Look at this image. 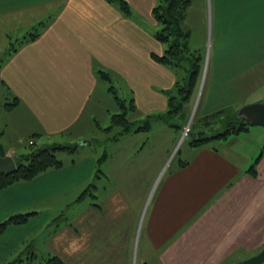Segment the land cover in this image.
Wrapping results in <instances>:
<instances>
[{
	"label": "crops",
	"instance_id": "crops-1",
	"mask_svg": "<svg viewBox=\"0 0 264 264\" xmlns=\"http://www.w3.org/2000/svg\"><path fill=\"white\" fill-rule=\"evenodd\" d=\"M124 1L128 13L118 0H0V56L8 55L0 60V142L7 154L13 157L20 150L17 144L27 137L43 146L84 134L81 125L94 118L103 93L105 100L109 97V89L103 90V84H109L99 78L98 69L113 73L114 84L122 83L130 92L136 116L167 111L164 91L176 84V77L174 70L151 57L165 51L154 37L159 27L152 11L158 0ZM19 29L24 33L13 40V30ZM36 29L39 36L34 40L10 46ZM262 48L263 55L251 69L232 72L219 84L215 111L227 106L241 108L242 102L236 105L239 91L235 94L233 88L248 93L251 85L241 88L240 83L264 62V42ZM8 103L15 105L8 109ZM227 139L191 146L187 158L168 169L149 199L150 184L147 186L141 206L145 204L146 212L139 261L132 254L138 226L132 205L122 204L118 191L109 198L93 192L86 215L78 213L76 226L66 222L71 231L78 228L93 236V259H78V264H236L264 250V154L256 164L257 174L252 175L245 169L246 152ZM78 143L93 147L88 140ZM107 158L105 153L102 161ZM130 158L123 168L124 179L123 175L104 176L111 186L132 182L134 159ZM96 163L91 156L73 160L67 171L63 163L61 169L47 171L35 182L0 191V223L50 197L52 189L46 187L50 175H55L60 186H68V182L86 186ZM94 188L98 186L94 184ZM38 213L0 234V249L6 238L19 237L21 230L24 234L35 229L39 219L42 223L51 216L48 211ZM28 233L32 231L26 236ZM4 258L0 253L1 261Z\"/></svg>",
	"mask_w": 264,
	"mask_h": 264
},
{
	"label": "rangeland",
	"instance_id": "rangeland-1",
	"mask_svg": "<svg viewBox=\"0 0 264 264\" xmlns=\"http://www.w3.org/2000/svg\"><path fill=\"white\" fill-rule=\"evenodd\" d=\"M186 24L191 30L190 47L196 50L199 55V75L196 78L197 81L187 105L186 118L180 113L165 116L166 110L154 112L156 115L164 116V119L151 118V130L149 132L140 131V133L123 135L118 141H114L111 138L120 132L122 127L112 126L111 118L113 114L119 113L121 109L108 91V100H105L107 96L103 93L98 107L95 108L94 118L91 120L88 118L81 125L84 134L66 138L61 142L63 145H76L80 152L57 153V157L63 161L66 171L68 168H72L71 163L73 160L79 162L87 156H91L92 159L96 158L97 167L92 172L90 180L86 186L82 184V186H75L73 182H68V186H60V183L55 180V175L47 177L46 180H49V182L46 187L52 189V195L34 203V208L18 214L32 213L30 218H35L39 215L38 212L48 211L49 216H51L42 223L39 219L37 228L27 230L32 231L31 234L28 233L26 236L27 231L23 234L24 231L21 230L19 237L3 240V248L0 249V253L5 258L2 261L0 259V264H11L16 261H19V264H26V262L42 264L51 256L60 257L65 260L66 264H78V259L83 260V262L92 260L94 256L92 249L93 236L81 233V230L79 231L77 227V232L71 231L66 222L69 220L70 224L77 225L78 221L74 219L79 212L84 213L93 204L92 195L95 191L96 193L99 191L103 197L106 196L107 198L113 193L117 194L118 191L117 195L121 199V203L124 204L127 201L128 207L130 204L132 205L134 215H137L138 224L132 243V254L133 259L139 261L143 253L141 252L143 246L141 226L146 212L145 204L144 208L141 206L146 199L147 186L150 184V193L147 196V199H149L153 188L168 169H173L181 160L187 158L192 146L190 140L194 137L192 134L196 133L200 138L201 135H198V133L201 130H203V137L215 135L223 130V124L218 122L207 128L213 120L206 121L203 116H206L207 112L208 114L214 113L217 109L216 103L219 99L216 100V93H219V84L222 85L224 81H227L232 72L241 71L242 68L251 69L250 66L254 61L263 55L264 0H191ZM23 30H13L14 35L12 34L11 38L15 40L16 37L22 36ZM12 44L14 46L18 45L17 41H12L11 47ZM162 45L163 49H166V46ZM236 54L237 57L234 58ZM7 56L3 54L0 56V60L6 59ZM256 68L253 69L255 72L246 75V82L241 80L243 83H240L243 85H240L241 88L245 85H251L248 93H246L247 91L243 92V89L238 90V87L234 86L233 91L235 94H238L239 91L236 105H240L242 102L241 107H243L264 100V62ZM174 73L176 83H182L186 75L184 70L177 68ZM114 85L119 96L130 100V92L122 83ZM174 86L165 90V94H167V91L172 90ZM108 89L109 86L103 84V90ZM220 95L222 96V94ZM239 109V107H234L237 112ZM152 113H138L139 116L136 118L138 122L135 126L144 125V120L148 115H153ZM202 123H205L203 128H199ZM110 125L112 126L110 131L103 130L110 127ZM176 126L181 127V129L178 130ZM195 126L198 127L195 128ZM185 129H189L187 135ZM75 135L77 134L75 133ZM24 139L17 144L20 150L13 155V158L22 164L25 163L28 152L37 146L30 145V140L33 139L32 136ZM85 140H88L89 144L93 146L92 149H87L78 143ZM227 140V143L233 142L246 152L249 161L246 160L245 169L249 172L251 166L256 163V159L264 151V127L250 126L248 131L229 136ZM211 145L215 146L214 143H211ZM131 149L136 151L135 154L131 155ZM105 153L108 158L106 161H102ZM128 157L134 159L132 162L134 166L132 182H125L122 186H111V182L105 180L108 177L104 176L108 175L111 178V176L119 175L118 177L121 178L120 175H123L122 178L124 179L126 171L123 168H126ZM38 177L29 181L17 182L0 191L19 184L35 182ZM71 178L72 176L69 180ZM94 184L98 186L96 190ZM125 198H128V200H125ZM84 214L86 215V212ZM135 222L136 219L133 218L132 225ZM72 241L76 242L77 251L67 247L71 245ZM12 242L14 244H11ZM21 252V256L17 257ZM248 259L250 258L242 261ZM242 261H238L236 264Z\"/></svg>",
	"mask_w": 264,
	"mask_h": 264
},
{
	"label": "trees",
	"instance_id": "trees-1",
	"mask_svg": "<svg viewBox=\"0 0 264 264\" xmlns=\"http://www.w3.org/2000/svg\"><path fill=\"white\" fill-rule=\"evenodd\" d=\"M118 3L124 11L127 13L129 12V7L124 0H118ZM190 6L191 0H158L157 5L152 11L153 17L159 27L154 33V37L161 44H164L166 49L162 54L153 53L151 57L155 62L165 65L175 72L177 68H181L186 73L182 83L177 82L172 90L167 91L168 108L164 114L165 116L178 115L180 113L186 118L187 105L196 84V78L199 75V55L196 50H193L190 47L191 30L186 24ZM38 30L39 29H36V31L31 32L29 36L23 38L22 41L18 42L17 46L23 44L25 41L34 40L37 38L39 36ZM12 46L14 48L16 47L13 44ZM97 74L99 78L109 84V92L111 93L116 104L121 109L119 113L113 114L111 118L112 126L117 125L122 127L121 131L111 138L112 140L116 141L128 133L150 131V120L153 117L157 119H164V116L162 115H148L144 120V125L135 126L138 120H136L137 107L134 101L126 100L119 96L114 85L115 76L113 73L98 69ZM14 105V103H8L6 104V107L10 109ZM236 113L237 110H234V107L227 106L215 111L214 113L203 116L206 121L213 120L211 125H209L207 128L218 122L223 124V130L215 135L204 137L202 136L203 130H201L199 131L200 133H198V135L202 136H200V138L196 133H190L194 136L190 140V145L200 146L207 144L209 141L214 139H227L229 136L248 131L250 126L240 123ZM203 124L205 123H202L199 128H203ZM112 126L110 125V127L104 128L103 130L110 131ZM176 127L178 130L181 129L179 126ZM196 127L198 126H195V128ZM30 141L32 142L30 145H36L34 144V138ZM77 149L78 147L76 145H63L62 143L35 146V148L28 152L25 163L22 164L21 162H18L14 159L17 164V170L14 173L0 174V190L20 181L32 180L46 171L62 168L63 161L57 157V153H74L77 151ZM263 154L264 151L260 157L256 159V163H254V165L249 169V173L252 175L257 174L256 164ZM31 215L32 213L15 214L11 216L4 223L0 224V233H2L8 226L26 223ZM11 264H19V261L13 262ZM26 264L32 263L26 262ZM42 264L66 263L58 256H51L46 259V261L42 262Z\"/></svg>",
	"mask_w": 264,
	"mask_h": 264
},
{
	"label": "water",
	"instance_id": "water-1",
	"mask_svg": "<svg viewBox=\"0 0 264 264\" xmlns=\"http://www.w3.org/2000/svg\"><path fill=\"white\" fill-rule=\"evenodd\" d=\"M236 116L239 122L248 126L264 127V100L241 107ZM89 142V141H88ZM17 170V164L12 156L7 154L4 145L0 142V174H10ZM264 250L258 255L238 264H263Z\"/></svg>",
	"mask_w": 264,
	"mask_h": 264
},
{
	"label": "clouds",
	"instance_id": "clouds-1",
	"mask_svg": "<svg viewBox=\"0 0 264 264\" xmlns=\"http://www.w3.org/2000/svg\"><path fill=\"white\" fill-rule=\"evenodd\" d=\"M70 247L72 248L73 251H77L78 250V247H77V244L75 241H72Z\"/></svg>",
	"mask_w": 264,
	"mask_h": 264
},
{
	"label": "built area",
	"instance_id": "built-area-1",
	"mask_svg": "<svg viewBox=\"0 0 264 264\" xmlns=\"http://www.w3.org/2000/svg\"><path fill=\"white\" fill-rule=\"evenodd\" d=\"M185 131H186V135H187V133L189 132V129H185Z\"/></svg>",
	"mask_w": 264,
	"mask_h": 264
}]
</instances>
